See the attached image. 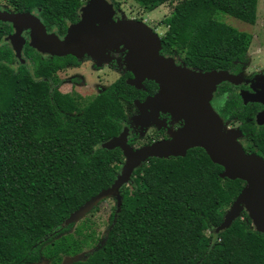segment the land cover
I'll list each match as a JSON object with an SVG mask.
<instances>
[{"label": "trees", "instance_id": "16d2710c", "mask_svg": "<svg viewBox=\"0 0 264 264\" xmlns=\"http://www.w3.org/2000/svg\"><path fill=\"white\" fill-rule=\"evenodd\" d=\"M4 1L15 12H36L46 30L59 35L78 19L82 5ZM108 1L119 6V0ZM133 1L147 11L172 6L163 22L161 54L182 57L201 72L235 74L248 62L252 36L216 16L254 25L258 0ZM23 55L27 63L16 66L12 50L0 44V264H64L85 249V260L69 264H264V234L251 227L247 214L214 233L245 183L220 178L223 168L201 148L184 157L151 158L138 168L120 189L121 208L109 215L104 244L106 234L99 240L87 223L71 233L74 223L65 225L66 220L109 188L124 163L120 149L101 145L121 133L134 102L146 93L128 85L130 73L92 99L62 93L54 72L77 64L74 57L43 59L29 46ZM143 85L155 93L154 82ZM225 104L240 120L258 109L244 106L232 92ZM241 130L264 158V126L246 124Z\"/></svg>", "mask_w": 264, "mask_h": 264}, {"label": "water", "instance_id": "95a60500", "mask_svg": "<svg viewBox=\"0 0 264 264\" xmlns=\"http://www.w3.org/2000/svg\"><path fill=\"white\" fill-rule=\"evenodd\" d=\"M78 21L67 27L62 39L48 34L39 17L32 12L0 11V21L14 28L6 38L17 59L21 58L24 40L21 33L29 30V46L40 54L52 57L87 56L101 66L111 61V51L125 53L124 65L132 77L128 85L142 89L144 81L154 82L158 89L143 102L135 101L138 114L134 120L144 126H164L160 113L169 114L181 126L169 133L170 138L134 148L128 144V128L104 142L105 149H120L124 163L113 184L88 200L66 220L65 225L85 217L106 199L116 201V212L121 208L120 189L132 180L134 172L151 158L184 157L188 150L201 148L211 162L223 168L220 178L241 180L245 183L240 195L225 213L215 234L227 229L233 221L247 214L251 227L264 234V159L246 153L237 130H227L223 120L213 110L210 100L222 82L238 83V76L227 71L201 72L175 64L170 55L161 54V37L143 21L124 17L115 20L116 10L108 0H83ZM244 103L264 106V87L260 92L243 93ZM256 122L264 124V109ZM106 234L101 244H104ZM79 261V260H76Z\"/></svg>", "mask_w": 264, "mask_h": 264}, {"label": "rangeland", "instance_id": "374dc122", "mask_svg": "<svg viewBox=\"0 0 264 264\" xmlns=\"http://www.w3.org/2000/svg\"><path fill=\"white\" fill-rule=\"evenodd\" d=\"M119 6L115 9L118 17H124L129 20H138L143 21L146 25H148L152 30L162 37V35L166 31V27L163 24L165 18L168 17L172 10V6L169 4L162 5L156 8L153 11H147L139 6L133 0H119ZM6 9L10 11H14L13 7L9 5L6 1L0 0V9ZM117 17V18H118ZM115 19V18H114ZM120 19V18H119ZM218 21H222L239 31L248 33L252 36L251 45L249 47L247 56H248V65L245 67L244 76L247 77L255 68H260V66H264V0H258L257 3V19L254 25H249L243 23L239 20H236L227 15L219 14L216 16ZM4 44V43H0ZM175 57V56H174ZM173 57V58H174ZM180 62H178L177 58H174L175 64L179 66H184L185 63L182 62V57H178ZM94 61V60H93ZM116 61V69L113 68L114 64L110 62H106L102 64L99 70L93 68V62L85 61L82 63L79 69H74L71 72L63 75V79L65 83L61 86L60 91L62 93L68 92L72 85V91L77 92L84 99H92L96 94L100 91L108 88L111 84H113L118 77L121 75L123 71H125L124 62L121 59H117ZM23 61L17 62V64H21ZM188 68V67H187ZM80 76L83 78L84 83H79L78 81H74L72 84L68 82L70 78L79 79ZM240 77V76H239ZM81 80V79H80ZM67 81V83H66ZM137 108L134 107L129 111V116L127 121L125 122V126H129L132 132V143L136 145L139 140H145L146 135L150 133V129L154 126L145 124L141 126L137 120H134ZM138 112V111H137ZM173 119V118H172ZM174 120V119H173ZM175 122H178L174 120ZM129 129V128H128ZM169 133L173 131H168ZM133 146V145H132ZM135 148V146H133ZM129 185V184H128ZM116 207V201L114 199H106L102 202L98 207L97 211L88 213L85 217L74 223V226L70 230L71 233L74 232L80 225L87 223L85 226L91 230H95L97 235L99 236V240L106 234V231L109 226V215L112 213L113 208ZM84 231H87L85 229ZM90 252L89 249L83 250L80 254L73 258H64V264H69L76 260L82 261L85 260L87 253ZM35 264H47L45 259L35 263Z\"/></svg>", "mask_w": 264, "mask_h": 264}, {"label": "flooded vegetation", "instance_id": "af4514ba", "mask_svg": "<svg viewBox=\"0 0 264 264\" xmlns=\"http://www.w3.org/2000/svg\"><path fill=\"white\" fill-rule=\"evenodd\" d=\"M83 3H84V1L82 0V4ZM0 11H6V12H11V13H16L15 11L12 12L10 10H6V9H3V8H1ZM32 13L34 15H36L37 17H39L36 12H32ZM78 13H79V9H78ZM77 16H79V15H77ZM118 16H119V12H118V14L116 13V15L114 17L115 20H118L120 18ZM39 19H40V17H39ZM78 19L74 23H76L78 21ZM40 21H41V19H40ZM41 23H42V21H41ZM70 24H73V23H70ZM70 24H68L67 27ZM153 31H155V30H153ZM3 33H4V35H3ZM13 33H14V28L12 27V25H10V24H8L6 22L0 21V43L7 44V46L11 50H12V46L10 45V43H8V41L6 40V38H8L9 36H11ZM47 33L48 34H52L53 33L57 37H59L60 39H62L64 37V35H65V34L59 35L55 30L47 31ZM21 37L24 40V46H23V49H22L21 58L20 59H16L15 58L16 59V61H15V65L16 66L18 65L17 62H19L21 60L23 61V63H21V64L27 63L26 59L24 58L23 53H24L25 48L29 46V42H30L29 30H24L21 33ZM12 52H13V50H12ZM13 54H14V52H13ZM38 54H40V53L38 52ZM109 54H110V57H111L110 63H113L114 64L113 68L116 69L117 65H116V61L115 60H117L118 58L121 59L122 62H124V57H125V53L124 52H122V51H111ZM40 56L43 59H52L53 58L52 56L45 55V54H40ZM14 57H15V54H14ZM65 57H67V56H65ZM172 57H174V56H172ZM59 58H62V57H59ZM174 58H177V57H174ZM76 60L78 61L77 64H67L64 68H62V69L54 72L55 75L57 76V78L59 79V81L61 82L60 85H59V90H60L61 86L65 83V80L63 79V75L71 72L74 69H79L81 67V65H82L83 62H85V61H90L91 63L93 62L92 63L93 64V68L96 69V70H99L101 68V67H98L96 65V62L95 61H93L91 58H89L87 56H84L82 59H76ZM177 60H178L177 63H179L180 62L179 58H177ZM248 63H249V61L246 63L245 66L242 67V69L239 72H237L235 74L233 72H228L227 71L228 73H230V74H232L234 76H238V79H237V82L238 83L222 82L221 84H224V83H227L228 84L227 86H225V88H226L225 89V92L222 93V94L221 93H217V91L219 90V86H221V84L218 85L216 91L213 93V96H212V98L210 100V104H211V107L213 108V110L223 120L224 126L226 127L227 130H237V131H239L241 133V136L239 138V143L241 144L243 150L246 153H248V154H252V153L253 154H256L255 152L252 151V147L250 145V142L247 139L246 135L241 130V127L245 126L246 124H250V125L252 124V127H254V126H258V127L264 126V124L263 125H259L256 122L257 116H258V114L260 112L263 111L264 106L261 103H253V102H249V101L247 103H244V101H243V99L241 97V94H243L245 92L250 93V94H254V93L260 92L262 90V88L264 87V66H260L261 69L258 68V67L255 68V70L253 71V73H251L249 76L245 77L244 76V70H245V67L248 65ZM126 73H129V72H127L126 69H125V71H123L121 73V75L118 77V79L121 76H123L124 74H126ZM78 77H79V79L77 78V79H73V80H72V78H70L68 80V82L71 83V84L74 81H78L79 83H84L83 78H81L80 76H78ZM131 77H132V75H131ZM131 77H128L126 79V82ZM66 83H67V81H66ZM143 83H142V85H143ZM157 89H158V87L156 88L155 93L157 92ZM104 90H102V91H104ZM140 90H143L146 93V96L144 97V100L143 101H145V99L147 97L153 96L155 94V93L149 94L147 92V90L145 89L144 85H143V88L140 89ZM102 91H100V92H102ZM73 92H75V91H72V85H71L70 90H68V92H66V93H73ZM231 92L234 93L236 96H238V98L241 100V102H242V104L244 106H247L249 104H251V105H257V108L258 109L256 110V112L254 113V115L252 117H248V116L247 117H243L242 120L238 119L237 117H231L232 111L230 110V108L228 107V105L225 104L226 99H227V97L229 96V94ZM75 93H77V92H75ZM136 113L138 114L137 111H136ZM159 119L165 121L164 122V126H161L160 127V126H157V125L150 124V125H152L154 127L150 129V133L148 135H146V139L144 141L143 140H139L136 143V145H134L132 143L133 136H132V132L130 130V127L124 125L123 128H122V131H123V129L125 127L129 128L128 129V136H127L128 144H130L131 146L132 145L135 146V148H139V147L144 146V145H149V144L154 143V142H158V141H162V140L169 139L170 138V134H169L168 131L170 130V131H173L174 132L175 130H177L181 126V123L180 122H175L172 119V117L169 114H167V113H165V114L164 113H160L159 114ZM256 155H258V154H256Z\"/></svg>", "mask_w": 264, "mask_h": 264}]
</instances>
